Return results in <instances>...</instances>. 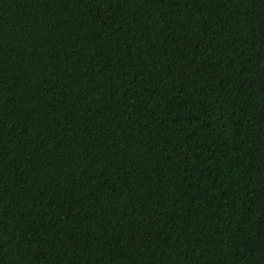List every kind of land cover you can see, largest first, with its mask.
Wrapping results in <instances>:
<instances>
[{"label":"trees","instance_id":"1","mask_svg":"<svg viewBox=\"0 0 264 264\" xmlns=\"http://www.w3.org/2000/svg\"><path fill=\"white\" fill-rule=\"evenodd\" d=\"M0 264H264V0H0Z\"/></svg>","mask_w":264,"mask_h":264}]
</instances>
